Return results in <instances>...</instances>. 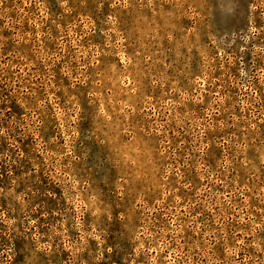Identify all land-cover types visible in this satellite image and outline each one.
Listing matches in <instances>:
<instances>
[{"label": "rangeland", "instance_id": "374dc122", "mask_svg": "<svg viewBox=\"0 0 264 264\" xmlns=\"http://www.w3.org/2000/svg\"><path fill=\"white\" fill-rule=\"evenodd\" d=\"M0 264H264V0H0Z\"/></svg>", "mask_w": 264, "mask_h": 264}]
</instances>
